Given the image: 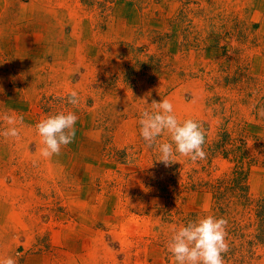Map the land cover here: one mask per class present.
<instances>
[{"label":"rangeland","instance_id":"374dc122","mask_svg":"<svg viewBox=\"0 0 264 264\" xmlns=\"http://www.w3.org/2000/svg\"><path fill=\"white\" fill-rule=\"evenodd\" d=\"M164 98L202 124L205 159L146 146ZM68 111L72 143L40 158L35 124ZM262 113L264 0H0V117L24 124L0 136V257L175 264L173 227L213 215L224 264H264Z\"/></svg>","mask_w":264,"mask_h":264},{"label":"clouds","instance_id":"9594fccd","mask_svg":"<svg viewBox=\"0 0 264 264\" xmlns=\"http://www.w3.org/2000/svg\"><path fill=\"white\" fill-rule=\"evenodd\" d=\"M68 103L77 106L80 102L77 91L68 94ZM145 104L146 101L144 100ZM150 108L141 113L139 119L140 135L146 146L158 152L159 162L165 165L175 161L178 156L187 157L191 162L206 158L204 150L205 129L195 119L181 121L175 112L174 104L164 98L153 100ZM264 115V113H262ZM3 119L8 127L0 131L4 138L19 139L23 117L4 114ZM79 117L73 111L66 114L60 112L48 115L35 124V131L41 138L43 147L39 149V157L51 159L58 156L62 147L72 143L75 137V124ZM169 135L170 142H161L162 135ZM35 164L36 161H33ZM227 220L207 215L189 221L179 228L173 227V233L167 243V249L175 264H224L223 253L229 249L227 242ZM0 264H18L12 256L0 257Z\"/></svg>","mask_w":264,"mask_h":264}]
</instances>
